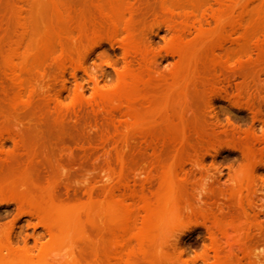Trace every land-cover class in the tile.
Returning a JSON list of instances; mask_svg holds the SVG:
<instances>
[{
	"label": "rangeland",
	"instance_id": "374dc122",
	"mask_svg": "<svg viewBox=\"0 0 264 264\" xmlns=\"http://www.w3.org/2000/svg\"><path fill=\"white\" fill-rule=\"evenodd\" d=\"M90 53L105 83L59 106ZM20 155L0 264H264V0H0V164Z\"/></svg>",
	"mask_w": 264,
	"mask_h": 264
},
{
	"label": "bare ground",
	"instance_id": "6f19581e",
	"mask_svg": "<svg viewBox=\"0 0 264 264\" xmlns=\"http://www.w3.org/2000/svg\"><path fill=\"white\" fill-rule=\"evenodd\" d=\"M245 6H247V5H245ZM246 14V13H245ZM243 16V18H244V15L242 14L241 15V17ZM240 17V19H243V18H241ZM237 31V30H236ZM97 50H99L98 48H96V49H94L93 50V52H95V51H97ZM105 57H107V55L106 56H104V58ZM92 60V53H90L87 57H85L84 59H83V61L80 63V67L82 68V72H83V74H78V73H74V74H71V75H69L70 76V78L71 79H68V77H66V75L65 74H62V83H61V88H60V90L58 91V92H56V101L60 104L59 106H61V105H63V103L67 100V98H68V90L70 89V86L72 85V79H73V81H75V83L77 82V81H79V80H85L86 82H87V85H84V84H80V83H78L77 85H79L78 87L82 90V94L84 95L86 92H88L89 91V88H88V85L89 84H94L95 86H100V83L101 82H103L104 81V79L103 78H105L104 76H108L106 73L104 74L103 73V75H102V77L99 79V77L98 76H96L95 75V73L94 72H92V68L90 67V65H89V62ZM109 60V59H108ZM111 60V59H110ZM13 66H15V65H13ZM16 67V66H15ZM15 69V68H14ZM16 72V71H15ZM67 74V73H66ZM68 75V74H67ZM11 76H13L14 77V75H12L11 74ZM86 77H87V79H86ZM16 77H14L13 79L14 80H16V79H18V78H16ZM88 80V81H87ZM104 83H105V81H104ZM102 84V83H101ZM217 103L216 102H211V104H210V108H211V111L213 112L214 110L216 111V107L214 106V105H216ZM214 113V112H213ZM213 115H215V113L213 114ZM1 147L3 148V147H5V143L3 142V143H1ZM15 158H13V159H11L10 158V162L8 161L7 163H4L3 162V165H5V170L4 169H2L3 167H2V164H0V166H1V168H0V170H2L3 171V175L0 177L1 179H5V177H8L9 176V174H13L14 175V173H17V171L19 170L20 171V174L19 173H17L19 176L18 177H20V175H21V177L20 178H22L24 175H25V171H26V168L28 167V165H27V167L26 168H24L25 167V165H26V162H22L24 159H22L23 158V156H14ZM2 162V161H1ZM9 163V164H8ZM23 163V164H22ZM22 168H24V169H22ZM21 169V170H20ZM22 170H24V172L22 173ZM6 171V172H5ZM18 171V172H19ZM5 172V173H4ZM14 172V173H13ZM22 173V174H21ZM24 174V175H23ZM23 175V176H22ZM108 177V176H107ZM20 178H19V182H21L20 184H22L23 185V181L22 180H20ZM23 179H24V177H23ZM10 191H12V192H10ZM6 192H8V193H10L11 195H13V194H15V195H18V198H19V200L20 201H22V202H20V206H22V204H23V202L24 201H27L28 203H30V204H32V200H31V195H33V192H31V190H28V191H23L22 193H18V194H16L13 190H9V191H6ZM3 193V190H1L0 189V194H2ZM4 193H5V191H4ZM7 194V193H6ZM7 205V204H6ZM4 206V205H3ZM8 206V205H7ZM7 206H4V209H8V207ZM19 206V207H20ZM25 220H33V217H28V218H26ZM34 230V229H33ZM37 230H34L33 231V235H34V237H35V241H38L39 240V238L41 237V234L40 235H38V231L36 232ZM9 240H10V242H12V240H11V238H9ZM14 241V240H13ZM178 242V244L179 245H183V243H181L182 241H181V238L179 239V241H177ZM25 243L27 244L28 242H26L25 241ZM184 246V245H183ZM182 246V247H183ZM181 247V248H182ZM183 249V248H182ZM183 251H185V250H183ZM72 254V253H71ZM72 255H70V253H68L67 254V257H71Z\"/></svg>",
	"mask_w": 264,
	"mask_h": 264
}]
</instances>
